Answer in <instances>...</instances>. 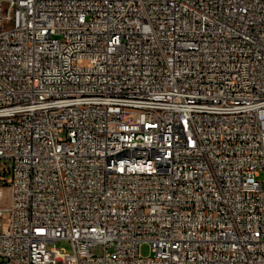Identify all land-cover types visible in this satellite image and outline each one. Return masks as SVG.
<instances>
[{
    "label": "built area",
    "instance_id": "2783aa9c",
    "mask_svg": "<svg viewBox=\"0 0 264 264\" xmlns=\"http://www.w3.org/2000/svg\"><path fill=\"white\" fill-rule=\"evenodd\" d=\"M1 161L0 264H264V0H0Z\"/></svg>",
    "mask_w": 264,
    "mask_h": 264
},
{
    "label": "rangeland",
    "instance_id": "374dc122",
    "mask_svg": "<svg viewBox=\"0 0 264 264\" xmlns=\"http://www.w3.org/2000/svg\"><path fill=\"white\" fill-rule=\"evenodd\" d=\"M0 164H3V161L0 162ZM7 175H9V171H7ZM258 179L263 180L264 181V171L261 172L260 176H258ZM263 186H264V182H263ZM53 245V244H52ZM57 246L59 247H65L68 251H72V246L70 244L69 241H58L56 243ZM94 251L97 254H102L104 252V246L103 245H96L94 247ZM140 253L148 256L152 254V246L149 242H143L140 245Z\"/></svg>",
    "mask_w": 264,
    "mask_h": 264
}]
</instances>
